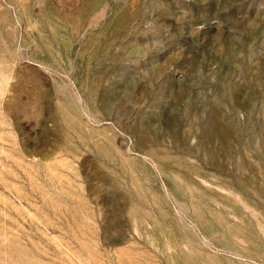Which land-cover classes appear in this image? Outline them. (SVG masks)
<instances>
[{
  "label": "rangeland",
  "instance_id": "374dc122",
  "mask_svg": "<svg viewBox=\"0 0 264 264\" xmlns=\"http://www.w3.org/2000/svg\"><path fill=\"white\" fill-rule=\"evenodd\" d=\"M0 264H264V0H0Z\"/></svg>",
  "mask_w": 264,
  "mask_h": 264
}]
</instances>
